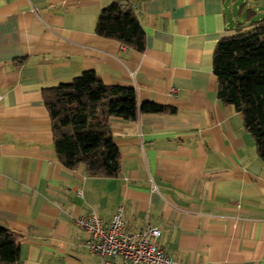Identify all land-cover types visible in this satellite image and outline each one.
<instances>
[{
  "label": "crops",
  "instance_id": "crops-1",
  "mask_svg": "<svg viewBox=\"0 0 264 264\" xmlns=\"http://www.w3.org/2000/svg\"><path fill=\"white\" fill-rule=\"evenodd\" d=\"M113 2L135 11L143 51L96 33ZM262 18L264 0H0V223L17 236L14 264H101L75 219L108 222L119 206L128 232L160 230L175 264H264V161L212 69L217 41ZM84 70L167 107L110 118L115 177L68 168L53 146L43 89Z\"/></svg>",
  "mask_w": 264,
  "mask_h": 264
},
{
  "label": "trees",
  "instance_id": "trees-1",
  "mask_svg": "<svg viewBox=\"0 0 264 264\" xmlns=\"http://www.w3.org/2000/svg\"><path fill=\"white\" fill-rule=\"evenodd\" d=\"M96 33L137 50L144 49V31L135 11L119 2L105 6ZM217 77V97L242 114L246 131L264 161V18L241 25L222 36L212 56ZM51 118L53 146L68 168L84 166L91 176L115 177L119 171V148L110 131V118L132 120L138 112L156 113L166 106L137 103L132 87L107 85L93 70L43 89ZM17 236L0 223V264H14Z\"/></svg>",
  "mask_w": 264,
  "mask_h": 264
},
{
  "label": "built area",
  "instance_id": "built-area-1",
  "mask_svg": "<svg viewBox=\"0 0 264 264\" xmlns=\"http://www.w3.org/2000/svg\"><path fill=\"white\" fill-rule=\"evenodd\" d=\"M75 224L89 234L85 247L99 255L101 264H175L158 245L157 227L145 226L136 232L125 229L121 206L108 222L90 213L77 217ZM117 257L121 263L110 260Z\"/></svg>",
  "mask_w": 264,
  "mask_h": 264
}]
</instances>
